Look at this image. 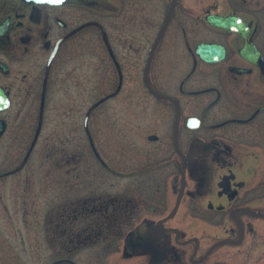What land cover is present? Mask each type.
Instances as JSON below:
<instances>
[{
    "label": "flooded vegetation",
    "instance_id": "af4514ba",
    "mask_svg": "<svg viewBox=\"0 0 264 264\" xmlns=\"http://www.w3.org/2000/svg\"><path fill=\"white\" fill-rule=\"evenodd\" d=\"M99 31L117 77L107 100L139 95L122 100L123 111L138 106L148 143H158L157 157L139 169L148 176L138 181L141 201L126 202L124 222L141 219L125 232L128 256H140L138 264H264V0H0V86L10 99L0 138L13 106L39 99L40 109L45 83L46 113L60 58L83 35L96 44ZM91 135L95 158L115 171ZM33 150L0 177L24 169ZM79 202L68 214L76 224L110 211L106 202ZM90 230L75 232L76 248ZM63 260L77 264L55 261Z\"/></svg>",
    "mask_w": 264,
    "mask_h": 264
},
{
    "label": "rangeland",
    "instance_id": "374dc122",
    "mask_svg": "<svg viewBox=\"0 0 264 264\" xmlns=\"http://www.w3.org/2000/svg\"><path fill=\"white\" fill-rule=\"evenodd\" d=\"M105 12L99 15L104 23L108 19ZM106 50L99 31L96 44L83 35L82 43L60 58L42 131L28 164L18 173L0 177V264H52L63 257L77 264H138L141 258H131L125 250L129 249L125 232L139 225L141 219L124 222L123 216L127 200L141 199L138 181L148 176L139 169L157 157L158 143H148L146 133L150 129L137 121L143 119L138 106L123 111L122 100H137L139 95L122 91L102 102L89 119V129L115 171H108L95 158L84 118L89 107L113 91L117 83ZM95 52L98 57L93 56ZM39 104L38 99L5 113L10 126L0 138V173L21 163L37 129ZM126 131L133 135L124 137L122 132ZM81 197L87 200L85 206L100 207L106 202L110 211L106 215L83 214L78 220L81 226L74 219L70 222L68 214L75 217ZM104 198L107 201H102ZM59 212L61 226L56 227L53 222ZM90 227L96 231L92 239L76 248L75 232L81 228L85 238L91 233ZM57 264L72 263L63 260Z\"/></svg>",
    "mask_w": 264,
    "mask_h": 264
},
{
    "label": "water",
    "instance_id": "95a60500",
    "mask_svg": "<svg viewBox=\"0 0 264 264\" xmlns=\"http://www.w3.org/2000/svg\"><path fill=\"white\" fill-rule=\"evenodd\" d=\"M46 1V0H44ZM49 1H54V2H57L59 0H49ZM211 22L215 23L216 25H218L220 22H221V18L219 15H211L208 17ZM222 23V22H221ZM99 25L100 22L98 23ZM104 29V28H103ZM104 33H105V29H104ZM105 39L107 41V35L105 33ZM208 48V47H207ZM49 71V70H48ZM47 71V72H48ZM46 82H47V78H46ZM45 94H46V83H45V86H44V90H43V95H42V104H41V110H40V118H39V124H38V128H37V131H36V134H35V137L33 139V142L31 144V149L30 151L32 150V148L34 147V145L36 144V141L39 137V134H40V131H41V128H42V124H43V117H44V103H45ZM106 97L98 100L96 103H94L88 110L87 114H86V117H85V125H86V128L88 130V120H89V116H90V113L91 111L97 106L99 105ZM10 107V99L7 95V93L5 92L4 88L2 86H0V110H5L7 108ZM6 129V120L4 118H1L0 119V136L2 135V133L5 131ZM89 132V130H88ZM92 144L94 145L93 143V140H92ZM29 151V153H30ZM29 155V154H28ZM27 159V158H26ZM26 159L18 166V168H16V170L20 169L23 167V165L25 164L26 162Z\"/></svg>",
    "mask_w": 264,
    "mask_h": 264
}]
</instances>
